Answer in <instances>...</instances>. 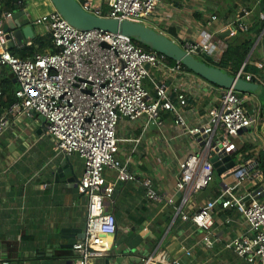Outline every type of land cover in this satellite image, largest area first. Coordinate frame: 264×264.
<instances>
[{"label":"crops","instance_id":"obj_1","mask_svg":"<svg viewBox=\"0 0 264 264\" xmlns=\"http://www.w3.org/2000/svg\"><path fill=\"white\" fill-rule=\"evenodd\" d=\"M89 1L103 12L108 8L107 0ZM14 3L21 5L15 10L25 11L19 17L24 24L51 8L48 0ZM260 12L264 13V0H158L148 19L153 27L165 33L173 27L174 38L180 44L198 34L210 35L217 43L210 55L220 68L218 61L229 45L237 49L249 44V52L239 67L227 65L226 69L237 75L245 63L243 72L252 73L254 80L264 85V18ZM238 21L246 28H240ZM32 26L34 38L10 46L15 55L29 58L37 52L53 50L45 27L35 23ZM37 37L44 41L42 48L34 43ZM167 63L174 62L168 59ZM149 70L169 86L172 99L186 97L184 117L188 124L200 121L223 92L219 85L186 68L173 75L157 65H150ZM14 83L15 89L17 82ZM144 86L153 93L148 77L144 79ZM243 94L248 109L261 107L256 94ZM159 118L161 124L148 123L145 116L135 120L122 117L118 122L117 156L137 178L119 181L115 169H103L105 181L114 183L113 201H106L105 207L116 217V238L111 243L106 238L105 253L94 258L92 264H143L148 256L152 260L147 264H251L227 246L233 237L250 234L242 213L235 205L224 208L220 202L214 203L225 186L236 182L232 173L226 170L218 173L221 179L216 186H211L212 180L192 194L183 206L184 212L192 213L213 203L214 223L209 234L175 215L173 205L168 202L146 198L141 183L144 176L152 178L157 190L174 194L178 159L194 144L193 137L170 111H160ZM0 119V264H59L55 258L71 256L72 243L85 236L88 199L77 187L83 159L76 152L69 155L59 152L45 121L34 111L13 115L3 110ZM263 128L259 123L232 137L237 146L229 154L235 164L252 159L264 169V148L253 137L255 130ZM43 138H47L44 147L35 149ZM38 151L43 152L41 158ZM248 186L246 180L235 193H243ZM181 195V192L175 195L177 203ZM205 235L208 241L204 240ZM69 243L68 247L61 246Z\"/></svg>","mask_w":264,"mask_h":264},{"label":"built area","instance_id":"obj_2","mask_svg":"<svg viewBox=\"0 0 264 264\" xmlns=\"http://www.w3.org/2000/svg\"><path fill=\"white\" fill-rule=\"evenodd\" d=\"M107 1L105 12L89 0H85L83 6L97 15L146 22L158 0ZM14 10L4 9L0 4V73L4 66L8 67L17 82L15 99L6 110L13 115L31 111L42 115L56 149L65 155L76 152L83 159V172L77 187L88 199L87 218L85 236L72 243L73 264H92L94 258L105 253L107 236L104 234L115 233L117 229L114 213L105 207L106 201H113L114 183L105 181L103 169H115L119 181L137 178L117 156L120 138L116 131L122 117L135 120L145 116L148 123L161 124L160 111L168 110L193 137L192 148L178 159L174 194L166 195L157 190L150 176H144L141 183L146 198L168 202L173 205L175 215L209 234L214 223L213 203L192 213L184 212L183 206L192 194L214 179L211 160L214 155L221 161L220 166L226 164L222 158L236 149L237 143L232 137L240 129L253 128L259 123L264 126L260 107L248 109L243 93L223 88L219 101L206 109L203 118L188 124L184 117L186 97L172 99L169 86L152 76L149 70L150 65H157L173 75L185 69L179 61L169 65L163 53L143 49L124 33L77 28L52 3L50 9L35 16L31 23L45 27L51 36L53 50L37 52L29 58L20 57L10 50L7 33L11 31L4 30L6 19ZM260 16L264 18V13L260 12ZM237 25L246 28L241 21ZM180 45L191 53L199 48L213 54L217 43L208 34H198L184 39ZM244 65L237 76L254 81L252 73L243 72ZM147 77L153 93L144 86ZM253 137L258 138L264 148V128L255 130ZM226 172L232 173L236 182L225 186L214 203L218 201L224 208L235 205L250 232L233 237L227 246L251 264H264V169L256 166V161L247 159L234 162ZM246 180L248 188L241 194L235 193ZM177 192L182 193L178 203ZM203 238L209 240L207 235ZM151 260L152 256H148L143 264Z\"/></svg>","mask_w":264,"mask_h":264},{"label":"water","instance_id":"obj_3","mask_svg":"<svg viewBox=\"0 0 264 264\" xmlns=\"http://www.w3.org/2000/svg\"><path fill=\"white\" fill-rule=\"evenodd\" d=\"M59 13L72 25L80 29L99 28L111 32H120L132 37L133 40L147 45L150 49L163 53L174 61H179L182 65L197 73L201 77L219 85L222 88H233L238 91L251 92L256 94L261 101V109L264 113V85L257 81H247L243 77L231 75L219 66L213 63V57L205 51L197 49L196 53L188 52L174 38L176 31L173 27L168 28V33L156 29L155 27L141 21L130 19H121L113 16L97 15L87 10L83 6L82 0H50ZM24 10H14L12 15L6 19L4 24L7 33L8 44H22L26 39L35 37L32 23L25 24L20 21L19 17L24 15ZM223 34V33H222ZM201 55L198 56L197 54ZM15 82L16 79L13 78ZM45 121L44 117L41 115ZM240 129L239 131H241ZM214 169L217 173H222L234 164V160L230 154H225L222 158L226 161L225 165H219L218 156L211 158ZM108 241L114 242L115 233H106ZM68 245H61L68 247ZM131 251H135L136 247H128ZM59 264H73L74 259L71 256H57Z\"/></svg>","mask_w":264,"mask_h":264},{"label":"trees","instance_id":"obj_4","mask_svg":"<svg viewBox=\"0 0 264 264\" xmlns=\"http://www.w3.org/2000/svg\"><path fill=\"white\" fill-rule=\"evenodd\" d=\"M14 2L16 0H0V4L2 8L4 9H13L16 7L21 6L19 3L16 5ZM134 42L138 45H140L145 50H153L150 49L147 45L142 44L138 41ZM34 43L40 44V47L42 48L44 46V41H42V37H37L34 40ZM250 45L246 44L243 48H237L234 49L232 45H229L224 53L222 54L220 60L218 61V64L222 67V69L229 74L233 75L228 69H226V66L229 65L232 68H237L241 64V62L244 60V58L247 56V53L249 52ZM13 53V52H12ZM14 54V53H13ZM170 61L174 62L173 59L168 58ZM184 68L190 70L189 68ZM14 76L9 71L8 67L4 66L0 73V114L3 110H6L7 107L13 102L15 99L14 94V82H13ZM255 81V80H254ZM243 93V91H240ZM261 109V107H260ZM262 112V109H261ZM263 113V112H262Z\"/></svg>","mask_w":264,"mask_h":264},{"label":"rangeland","instance_id":"obj_5","mask_svg":"<svg viewBox=\"0 0 264 264\" xmlns=\"http://www.w3.org/2000/svg\"><path fill=\"white\" fill-rule=\"evenodd\" d=\"M145 23H147V24H149V25L152 26V22L149 19H147ZM46 139L47 138H43L38 143H36V145H35L36 148L35 149H37V150L42 149L44 147V144L46 142ZM263 154H264V152H263ZM42 156H43V152L42 151H38V158H41ZM220 179H221L220 178V175L215 172L214 173V179L212 181L211 186H216L217 183H219Z\"/></svg>","mask_w":264,"mask_h":264}]
</instances>
